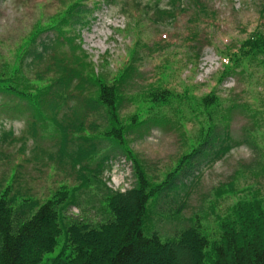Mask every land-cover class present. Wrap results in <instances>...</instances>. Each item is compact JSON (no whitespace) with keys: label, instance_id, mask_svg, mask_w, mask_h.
I'll return each mask as SVG.
<instances>
[{"label":"rangeland","instance_id":"1","mask_svg":"<svg viewBox=\"0 0 264 264\" xmlns=\"http://www.w3.org/2000/svg\"><path fill=\"white\" fill-rule=\"evenodd\" d=\"M138 1L142 4L137 5ZM151 1L156 0H87L95 10L89 16L90 23L80 29L81 38L77 41L86 50L96 73L103 75L108 83L114 81L116 73L126 63L136 37L148 45L141 49L142 56L137 61L141 72L139 83L126 87L120 116L125 123L136 114L145 119L152 113L164 114L175 121L148 122L141 130L127 134L130 149L153 182L161 183L177 168L181 156L197 144L209 119L205 110L192 112L189 103L174 101L170 105H159L151 104L147 97L142 100L136 96L139 85L160 77L161 85L177 92L189 87L201 96L216 89L221 103L213 117L218 124L217 130H229L233 147L213 160L209 159L214 157L220 142L217 140L207 149L192 174L177 179L180 184L177 190L163 192L153 210V222L146 224L144 229L146 235L159 231L163 240H170L184 227L198 224L213 242L219 235L221 219L229 214L235 203L255 194L264 197V61L250 58L222 82H217L224 69L221 55L227 47L237 50L253 29L264 28V0H206L210 12L216 11V17L200 22L203 47L199 58L193 56L195 49L190 47L193 41L187 39L190 28L194 27L188 20L194 17V8L186 12L177 10L172 22H156L151 19L152 12L148 14L147 9L144 10L146 3ZM159 1L161 6H169V0ZM184 5L190 6L191 2L185 0ZM65 8L62 0H0V70L7 63L10 66L18 64L19 49L35 25H47ZM54 33L48 30L40 36L48 39ZM167 63L170 68L165 72ZM42 67L25 65L24 73L37 82L35 72ZM132 97L137 98L131 100ZM4 101H8L7 98L0 95V103ZM0 110L2 188L12 184L13 193L44 202L80 184L78 171L70 158L59 156L61 137L52 122H39L33 134L31 122L36 118L32 111L3 110L1 106ZM93 119L91 115L87 123ZM102 125L104 123L100 122ZM89 129L88 126L87 134L92 132ZM9 130L13 134L4 136ZM95 142L98 151L88 165L95 167L104 153L112 151L113 167L106 168L100 177L115 190L133 187L136 182L133 160L121 148L114 151L110 140L97 139ZM75 148L73 143L68 146L69 151ZM78 194L79 203L70 205L63 213L93 223L102 221L104 189L93 184ZM65 237L63 231L56 249L46 254L42 264L60 251Z\"/></svg>","mask_w":264,"mask_h":264},{"label":"trees","instance_id":"2","mask_svg":"<svg viewBox=\"0 0 264 264\" xmlns=\"http://www.w3.org/2000/svg\"><path fill=\"white\" fill-rule=\"evenodd\" d=\"M189 1L191 5L185 6V0H169V6L163 7L156 0L146 3L144 10L147 9L148 14L152 12L153 21L172 22L177 10L186 12L194 8V17L188 19L194 27L190 28L187 39L193 41L190 45L195 49L193 56L199 58L203 47L200 22L205 20L201 16L215 19L216 11L210 12L206 0ZM140 3L142 1L137 5ZM62 4L66 8L47 25L34 26L19 49L18 64L10 66L7 63L0 70V95L8 100L0 106L3 110L32 111L36 118L31 122L33 134H36L39 122H52L61 137L59 156L70 158L81 181L44 202L13 193L12 184L0 186V264H42L46 254L56 249L63 231L66 233L63 246L44 264H264V197L256 194L234 204L229 214L221 219L219 235L213 242L198 224L184 227L170 240H163L159 231L145 234V225L153 222V210L163 192L177 190L180 187L177 179L192 174L217 140L220 146L209 160L233 147L229 130H217L218 124L213 117L219 110L221 98L216 89L201 96L189 87L174 91L161 85L160 77L139 85L136 96L147 97L151 104L189 103L192 112L205 110L209 119L197 144L181 156L177 168L161 183L153 182L130 149L127 134L141 130L148 122L175 121L164 114L152 113L145 119L136 114L125 123L120 116L126 87L139 83L141 72L137 61L142 56L141 49L148 45L136 37L126 63L116 73L114 81L108 83L103 75L96 73L86 50L77 41L81 38L80 29L90 23L89 16L95 6L91 7L87 0H62ZM48 30H54L56 34L41 39L40 35ZM156 45L161 46L160 42ZM222 57L224 69L218 76V83L250 58L264 61V31L255 29L237 51L227 47ZM25 65L43 66L35 72L37 82L24 73ZM164 68L167 72L169 63ZM134 98L137 97L131 100ZM91 115L94 119L87 123ZM100 122L104 125L100 126ZM86 124L92 131L90 134L86 133ZM8 134L12 135L13 131L9 130L4 136ZM97 139L110 140L114 151L121 148L133 160L136 177L133 187L125 191L113 190L100 177L109 168L107 161L113 157L112 151L104 153L95 167L88 165L98 151ZM70 143L76 148L69 151ZM93 184L104 189L103 220L93 223L66 216L64 210L79 203L78 192Z\"/></svg>","mask_w":264,"mask_h":264}]
</instances>
